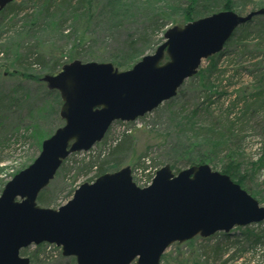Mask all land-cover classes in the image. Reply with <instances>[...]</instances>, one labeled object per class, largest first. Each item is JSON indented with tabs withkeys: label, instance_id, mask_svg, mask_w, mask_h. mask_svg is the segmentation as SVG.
<instances>
[{
	"label": "water",
	"instance_id": "95a60500",
	"mask_svg": "<svg viewBox=\"0 0 264 264\" xmlns=\"http://www.w3.org/2000/svg\"><path fill=\"white\" fill-rule=\"evenodd\" d=\"M12 1L0 0V9ZM256 16H264V6L246 15L223 10L170 27L154 53L125 71L112 62L76 59L44 75L47 87L60 93L65 122L1 192L0 264H31L21 250L45 242L61 246L77 264H160L175 242L264 221V206L206 163L178 173L166 164L147 187L138 186L126 166L82 183L57 209L38 204L69 155L101 142L115 121H135L175 97L202 60L220 53Z\"/></svg>",
	"mask_w": 264,
	"mask_h": 264
},
{
	"label": "rangeland",
	"instance_id": "374dc122",
	"mask_svg": "<svg viewBox=\"0 0 264 264\" xmlns=\"http://www.w3.org/2000/svg\"><path fill=\"white\" fill-rule=\"evenodd\" d=\"M16 1L18 4L24 2V0ZM149 1V5H144L142 1L143 6L140 5L139 11L134 4L124 7V10L130 11L126 13L125 20L117 28H113L112 17L106 8H102L99 4L93 9L95 17L93 16L88 21L86 16L76 21L71 16L70 9L65 10L66 18L62 19L52 16L51 11L47 15L40 16L31 2L25 3L24 10L19 13L12 14L6 10L4 15L0 16V87L6 90L10 97L17 100L14 103V113L9 114L6 121L7 130L3 133V136L6 139L9 138L11 143L6 144L0 155L2 158L0 195L5 184L38 157L43 140L54 134L56 129L63 126L65 122L60 116L61 104L58 112L50 109V104L56 94H59L61 99L59 91L50 90L45 82L26 77L24 73L41 74V78L46 74H51L46 67L62 55L63 60H68L72 45L83 33L88 38L85 50L88 53L91 47V52L95 54L90 61L114 63L113 57L124 46L127 34L138 30L144 20L143 15L151 9L150 7L165 10L170 15L166 31L175 25L184 26L188 23L184 9L188 8L189 4L193 5L192 15L195 20L210 15L212 12L222 11L226 5V0H196L193 4L192 0ZM233 3L235 6L233 11L246 15L255 10V7L258 8L259 4H263L264 0H233ZM34 17L39 19V24L31 27L30 20ZM165 31L159 32L147 41L146 53L143 56L154 53L156 48L164 42ZM226 51L224 48L221 53ZM221 53L213 55L218 59L217 68L221 71H229L221 76L217 74L211 77L213 87H209L211 91L207 97L199 91L201 83L197 76L198 71L196 75L184 82L175 97L163 102L152 112L132 122L115 121L101 142L96 143L88 151L72 153L68 156V162L62 165L63 169L60 168L54 179L41 191V193L44 192V201L40 202L38 199V204L53 209L66 204L82 183L93 181L96 178V166L103 162H107L111 168L108 172L130 166L137 185L146 186L151 183L156 171L166 164L171 165L172 161L177 162L179 168L174 170L175 173L190 167L184 163L186 154L196 148L205 152L210 151L215 156L214 163L209 164L210 167L222 172V166L227 161L225 157L227 149L221 145L223 140L213 139L212 129L219 133L218 129L222 124L218 122H226L227 115L232 119L242 114L243 102L237 106H231L232 101L239 94V90L237 92L235 90L244 87L251 88L255 85V75L251 73L252 68L248 63L244 64L246 70H238L243 67L240 63L241 59L227 60ZM211 57L202 60L201 69L209 66ZM76 59L90 62L82 57L73 60ZM167 60H169L168 56L165 57L163 63ZM115 67L120 71L132 68L119 65ZM236 71L237 74L232 78V74ZM8 72H15V74L11 76ZM19 101L21 106H18ZM243 126L245 130L240 133L244 138L239 149L241 155L236 157L237 162L241 163L240 173L251 169L249 164L255 161L264 162V110L251 116L250 121L243 123ZM36 129L43 132L42 138L33 133ZM124 133H129L133 138L132 145L125 151L110 153L111 148ZM189 155L195 156V153H189ZM89 158L96 160L93 169L85 168L77 171L76 165H73L74 162ZM261 162L253 184L258 195H251L264 206V163L261 164ZM116 163L119 164L117 168ZM78 173L81 174L77 175ZM250 227L252 229L264 228V224L257 223ZM243 231H246V227H235L230 234L218 232L210 237L197 236L186 242H175L166 249L160 264H183L182 262L185 263L186 260L197 259L199 254L205 260L212 246L231 240H244ZM45 243L25 247L21 250V255L30 257L31 264H69L70 260H75L74 257L64 256L61 246L55 243ZM247 244L249 243L244 242V246H248ZM33 258H38V262H33ZM192 263L190 261L185 264ZM253 264L257 262L254 261ZM259 264H264V262L260 261Z\"/></svg>",
	"mask_w": 264,
	"mask_h": 264
},
{
	"label": "trees",
	"instance_id": "16d2710c",
	"mask_svg": "<svg viewBox=\"0 0 264 264\" xmlns=\"http://www.w3.org/2000/svg\"><path fill=\"white\" fill-rule=\"evenodd\" d=\"M144 5H149L150 1L144 0H24L23 3H17L16 0H13L10 4H8L5 8L0 9V16H3L5 11L11 12L12 14L19 13V11L24 10L25 3L31 2L35 5V11H38V15H47L50 11L52 12V16H56L59 19L66 18L65 10H71V16L78 21L79 18L86 16L87 21L90 20L94 16L93 9H95L97 4H99L102 8H106V11L112 17L113 28H117L118 25L123 22L126 18V13L130 10H124L123 8L126 6H130L132 4L140 10V5L142 2ZM196 0H192V4ZM224 6V10H233L235 8L233 0H226ZM263 4H259L258 8L263 7ZM143 6V5H142ZM114 10L113 12L111 10ZM151 9L143 15L142 24L138 27V30L133 32H129L127 34V38L124 41V46L120 48L113 57L115 65H119L125 68L132 67L143 54L146 53V43L148 40H151L152 37L159 32H164L166 25L170 22V15L162 9ZM181 8V6H179ZM178 8V9H179ZM257 7H255L256 9ZM257 8V9H258ZM193 5L189 4L188 8L184 9V15L186 21L190 22L193 19L192 15ZM223 11V10H222ZM216 13L212 12L211 14ZM95 17V16H94ZM31 27H35L39 24V19L36 17L30 20ZM88 42V38H86L85 33L78 36L75 43L71 47V52L68 53V60H63V55L61 58H57L53 61V63L49 64L46 67V70L51 74H55L59 72L62 67L73 61L75 58H86L88 61L91 58L95 57V54L90 51L87 53L85 50L86 44ZM225 49L227 50L222 56H225L227 60H236V58H240V63L243 64L238 70H246L244 64L248 63L252 68L251 73L254 76V83L251 88L244 87L242 89L237 88L239 90L238 97L236 96L232 101L231 106H237L239 103L243 102L244 110L240 116L233 117L230 119L229 115L225 117L226 122L218 124H222L217 133L215 130L211 135L214 137L213 139H221L223 140V146L226 147L227 153H225V157L227 159L226 163L222 166V172L231 176V178L241 185L243 189L248 191L253 196L258 195V191H256L254 187V179L257 171L260 170V162H253L249 164L251 169H247L244 173H240L241 171V163L237 162V156L241 155L239 152L241 142L243 141V137H241L240 133L245 130V126L243 123L249 122L251 116H254L261 111L264 110V16L254 17L252 20L247 23L241 25L233 36L226 43ZM84 50V52H81ZM248 58V60H244ZM211 62L208 67L199 70L197 76L200 80V93L204 94L205 97L209 95V87H213V81L211 77L220 74H225L228 72L227 70H219L217 68L218 59L217 56H213L210 58ZM113 63V64H114ZM6 72V71H5ZM9 75L13 76L15 72H8ZM26 77L34 78L36 81H42L41 74H26ZM235 74H232V78L235 77ZM43 82V81H42ZM17 100L10 97V94L7 93L2 87H0V155L3 153L6 144L9 142V138H5L3 136L4 131L7 130L5 124L7 119L9 118V114L14 113V103ZM62 105V101L59 97V94H56L50 104V109L54 112L59 111V106ZM22 105V104H21ZM20 105V101L18 106ZM247 115L249 116L247 118ZM39 129V128H38ZM38 129L34 130L33 133H36L41 138L43 137V132ZM217 129V128H216ZM45 135V134H44ZM46 136V135H45ZM40 138V139H41ZM11 141V140H10ZM133 143V138L129 133H124L120 140L116 142V144L111 148L110 153L116 154L117 152L125 151L128 147H130ZM10 145H8L9 147ZM194 146V145H193ZM222 152V151H220ZM109 153V154H110ZM189 153H195V156L189 155ZM264 159V158H263ZM2 158H0V162ZM215 156L209 151H201V149H192L186 154V160L184 161L185 165L191 166L193 164H202V163H214ZM68 162L66 159L63 164L65 165ZM171 167L173 170H176L177 162L172 161ZM264 163V162H263ZM261 162V164H263ZM62 164V165H63ZM73 165H76L77 171L87 168L88 170H92L96 165V160L83 159L81 162H74ZM119 166L116 163V168ZM60 168L63 169V166ZM111 168L107 165V162H103L96 166V177L108 172ZM179 169V168H178ZM81 173H78L79 175ZM76 179V176L74 180ZM91 180V179H90ZM4 186V185H3ZM44 192L39 196V201L43 202ZM261 224H264L261 223ZM244 240H231L230 242L218 243L215 246L209 248V252H207L208 257L203 260L201 254L198 255L197 259L186 260L185 263L192 261V264H228V263H239V264H253V262H264V228L255 227L252 229L250 226L246 227V231L244 232ZM244 242H248V246H244ZM206 253V252H205ZM38 258H33V262H38ZM222 259L221 261H219ZM195 261V262H194ZM185 264L184 262H182ZM69 264H76L75 260H70Z\"/></svg>",
	"mask_w": 264,
	"mask_h": 264
}]
</instances>
